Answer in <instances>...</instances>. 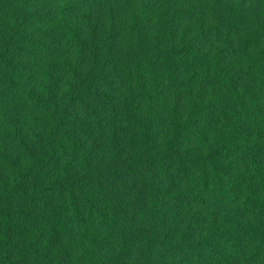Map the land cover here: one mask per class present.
<instances>
[{"label":"trees","instance_id":"16d2710c","mask_svg":"<svg viewBox=\"0 0 264 264\" xmlns=\"http://www.w3.org/2000/svg\"><path fill=\"white\" fill-rule=\"evenodd\" d=\"M0 264H264V0H0Z\"/></svg>","mask_w":264,"mask_h":264}]
</instances>
